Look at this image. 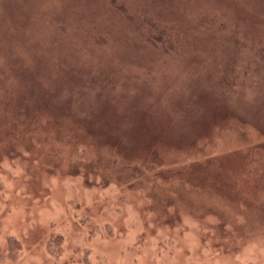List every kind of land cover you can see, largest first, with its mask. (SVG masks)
I'll list each match as a JSON object with an SVG mask.
<instances>
[{
    "label": "rangeland",
    "instance_id": "374dc122",
    "mask_svg": "<svg viewBox=\"0 0 264 264\" xmlns=\"http://www.w3.org/2000/svg\"><path fill=\"white\" fill-rule=\"evenodd\" d=\"M0 264H264V0H0Z\"/></svg>",
    "mask_w": 264,
    "mask_h": 264
}]
</instances>
